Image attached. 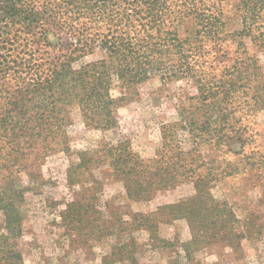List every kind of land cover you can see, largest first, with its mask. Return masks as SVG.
<instances>
[{
    "label": "trees",
    "instance_id": "trees-1",
    "mask_svg": "<svg viewBox=\"0 0 264 264\" xmlns=\"http://www.w3.org/2000/svg\"><path fill=\"white\" fill-rule=\"evenodd\" d=\"M203 2L0 0V264H24L19 239L25 186L20 175L41 155L67 146L71 110H80L87 128L110 131L117 126L114 110L134 100L139 84L159 75L170 81L193 80L197 112L182 114L180 122L163 128V146L152 159L133 152L128 141H102L95 150L79 151V163L68 169V184L92 183L82 192H90V203L74 199L62 220L72 232L102 235L96 227L100 218L104 220L103 212L93 204V185L104 179L121 183L131 202H148L191 183L193 196L157 211L187 221L192 240L184 246L186 254L214 244L241 248V221L226 201L213 197L211 188L235 173L264 165L262 155L244 153L256 115L264 110V76L258 74L257 61L247 57L243 43L251 37L264 50V0H237L243 28L231 34L226 33L220 10L205 8ZM184 20L196 25L191 35L196 46L180 36ZM222 35L239 41L245 58L252 60V75L258 78L254 84L246 79L248 69L242 70L237 62L215 74L221 62L215 59L214 42ZM96 50L104 54L103 60L74 68L80 56ZM114 80L122 90L119 97L111 94ZM196 114L204 118L198 120ZM178 131L187 132L188 150ZM204 144L214 148L218 159L205 160ZM230 152L238 159L232 168L224 167L222 156ZM139 218L140 227L151 222L152 228L148 215ZM120 246L117 256L130 248L134 252L132 243Z\"/></svg>",
    "mask_w": 264,
    "mask_h": 264
},
{
    "label": "rangeland",
    "instance_id": "rangeland-1",
    "mask_svg": "<svg viewBox=\"0 0 264 264\" xmlns=\"http://www.w3.org/2000/svg\"><path fill=\"white\" fill-rule=\"evenodd\" d=\"M202 1L207 3L205 8L220 10L226 33L242 30V12L237 0ZM195 26L184 20L179 27L181 38L191 39L193 46L197 44L191 36ZM214 43L218 46L215 59L221 62L215 74L223 70L226 72L237 62L242 70L248 69L246 79H251L254 84L258 78L252 75V60H248L253 57L260 67L258 74L264 76V50H259L251 37L243 42L248 58H245L246 54L236 39L222 35ZM202 52L207 53V49ZM103 59L104 54L96 50L80 56L73 66L79 69ZM136 91L133 101L114 110L117 126L107 132L87 128L80 110L72 109V124L64 128L67 146L61 151L41 155L29 171L20 175L25 186V220L19 239L24 264H264V165L260 170L247 169L244 174L235 173L211 188L213 197L226 201L241 221L239 232L244 231L245 236L240 242V249L214 244L192 248L186 254L184 246L192 240L187 221L173 218L167 212L160 215L157 211L160 207L174 205L193 196L195 191L191 183L163 191L148 202H131L121 183L104 179L100 185H93L97 191L93 204L96 203L104 218H100L96 228L103 234L95 233L94 237H88L67 229L62 214L68 204L74 199L90 203V192L85 196L82 192H86L87 188L90 190L92 183L68 184L67 172L79 163V151L95 150L102 141L111 144L128 141L133 152L146 160L152 159L163 146V128L180 122L182 114L187 117L190 112H197L198 90L190 78L170 81L162 79V75L154 76L139 84ZM111 94L114 97L122 94L116 80ZM195 118L204 117L196 114ZM255 122L244 153L254 152L262 155L264 160V110L256 115ZM178 138L185 150L191 147L187 132L178 131ZM202 154L207 161L218 159L209 144H204ZM222 157L225 161L223 166L231 165V168L238 159L234 152ZM147 215L152 221V228H149L151 222L146 223V227L138 225L139 217ZM123 243H132L134 252L130 248L124 250L122 256H117L115 252Z\"/></svg>",
    "mask_w": 264,
    "mask_h": 264
}]
</instances>
